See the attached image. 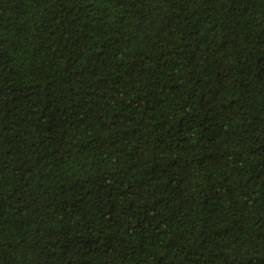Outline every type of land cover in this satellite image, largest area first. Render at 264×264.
I'll return each instance as SVG.
<instances>
[{
	"label": "trees",
	"instance_id": "1",
	"mask_svg": "<svg viewBox=\"0 0 264 264\" xmlns=\"http://www.w3.org/2000/svg\"><path fill=\"white\" fill-rule=\"evenodd\" d=\"M0 264H264V0H0Z\"/></svg>",
	"mask_w": 264,
	"mask_h": 264
}]
</instances>
